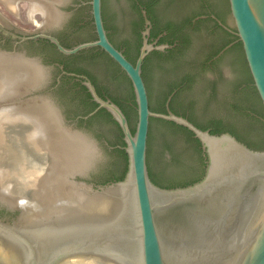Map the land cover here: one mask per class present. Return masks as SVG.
<instances>
[{"label":"water","instance_id":"1","mask_svg":"<svg viewBox=\"0 0 264 264\" xmlns=\"http://www.w3.org/2000/svg\"><path fill=\"white\" fill-rule=\"evenodd\" d=\"M0 1L11 10L10 15L21 17L20 5L13 9L18 0ZM25 1L26 21L39 24L38 30L25 33L38 32L22 37L9 33L17 40L12 50L0 34V264H65L79 257L108 264H264V150L250 149L229 133L210 134L174 114L169 109L174 93L165 102L166 113L149 109L142 64L150 53L174 46L148 43L151 23L146 12L141 9L144 30L132 64L106 35L101 0L89 1L94 31L87 6L67 16L61 10L81 0ZM227 1L229 14L224 18L233 30L217 23L240 42L264 110V0ZM113 10H122L134 20L138 16L130 0H104L107 18ZM0 18L13 26L3 15ZM204 31L210 34L209 29ZM46 32L67 44L90 39L94 32L96 39L66 48ZM123 38L115 37L116 43L121 44ZM39 39L64 56L98 48L130 81L136 109L134 133L121 109L101 98L86 76L61 73L80 82L97 105L82 120L104 109L118 124L127 155L122 180L98 185L116 159L105 149L107 140H115L114 124L105 117L89 127L71 121L85 108V96L73 82L54 85L59 83L56 64L60 59L53 49L39 43L17 50ZM96 57L69 64L93 74V66L105 70L101 91L130 106L127 80L119 78V70L101 54ZM235 68L229 59L220 64L228 80L235 79ZM204 74L210 80L218 77L210 67ZM233 90L234 86L226 90V113L241 119L239 111L230 109ZM226 113L217 115L225 117ZM152 118L184 127L199 141L205 157L199 181L170 189L151 181L146 156ZM151 128L153 162L158 152L167 161L170 158L162 146L164 137L188 150L200 165L195 143L186 132L159 121L151 122ZM254 137L256 133L249 138Z\"/></svg>","mask_w":264,"mask_h":264},{"label":"trees","instance_id":"2","mask_svg":"<svg viewBox=\"0 0 264 264\" xmlns=\"http://www.w3.org/2000/svg\"><path fill=\"white\" fill-rule=\"evenodd\" d=\"M139 1L147 10L148 17L152 23L150 37L155 38L165 32V36L159 39L158 44L172 45L176 41L178 42L174 48L165 53L152 52L145 58L142 64V78L148 93L149 109L153 112L166 113L165 102L168 96L178 89L169 102L171 112L186 118L201 130L209 129L210 134L229 133L250 149L263 151L264 110L252 85V79L240 42L233 43L236 38L220 28L210 17L199 19L195 23L192 22L198 16H210L211 14L224 22L223 16L229 13L228 1L208 0L210 12H207V8L202 6L201 0H166L164 3H161L159 0H152L147 4L143 0ZM136 11L138 20L135 22L136 39L134 48L132 49L133 52L131 51L125 55L126 59L132 64L135 63L138 56L141 44L139 31L143 29V20L138 8H136ZM168 18L176 23L174 24ZM205 29H209L210 34H206ZM231 43H233L232 46L215 59L219 52ZM62 44L66 48H70L69 45L63 42ZM93 50H87L72 57H64L56 50H54V53L60 57V63H63L66 72L87 76L96 88L98 95L103 98L99 82L106 77L105 70L93 66L95 67L93 68L95 69V73L93 74L85 68L70 67L66 62L67 59L78 57H82L84 61L98 59L96 57L98 54L93 53ZM102 56L119 70V78L126 79L129 83L133 105L131 104L126 107L117 99L110 98L121 109L127 119L131 132L134 133L136 109L131 83L109 57L105 54ZM227 59L236 67V77L233 81L226 79L220 69V64ZM209 67L213 68L217 73L218 77L216 79L210 80L205 77L204 70ZM61 79L62 81L72 80V78L66 76H62ZM76 84L80 86V84ZM231 86H234V90L232 92L230 109L239 111L241 119H236V115H232L229 112L226 113L228 111L226 107V99L228 97H226V90ZM80 88L85 96V108L78 112L74 118L86 116L97 106L92 101L86 88L83 86H80ZM222 112L227 115L225 117H218L217 114ZM103 117L110 120L117 129L115 140H107V147H105L107 151L115 154L116 159L108 165L107 170L99 180V186L122 180L127 170V155L124 151L125 143L123 135L118 124L108 112L100 109L87 120L79 119L78 122L79 125L84 124L89 127L93 125L95 120ZM133 119L135 124H133ZM153 121H159L186 132L195 143V150L200 165L198 166L194 162V158L188 150L178 148L175 143L168 142L164 137H162V146L168 150L170 158L167 161L164 153L158 152L153 162V135L151 128V122ZM252 133H256L255 140L249 138ZM109 147H112V149L108 150ZM146 163L151 181L159 187L170 189L185 187L199 181L204 174L205 157L203 156L199 141L186 128L172 122L152 118L150 119L148 130ZM153 168L156 172H153Z\"/></svg>","mask_w":264,"mask_h":264},{"label":"flooded vegetation","instance_id":"3","mask_svg":"<svg viewBox=\"0 0 264 264\" xmlns=\"http://www.w3.org/2000/svg\"><path fill=\"white\" fill-rule=\"evenodd\" d=\"M89 1L90 0H81V1H78L75 5H68L67 7H65L64 5V10L63 9H61L64 13H65V15L64 16H67L68 14H69V12H71L72 10H75V9H77V8H79V7H82V6H87L88 8H89V24L90 25H92V27H93V23H92V17H91V14H90V5H89ZM152 0H143V2L145 3V4H147L148 2H151ZM159 1H161V3H164L166 0H159ZM202 1V6L204 7V8H207L206 10H207V12H210V10H209V7H208V0H201ZM130 2H131V4H132V7L134 8V10L136 11V8H138V10H139V13H140V15H141V9H143L145 12H146V16H147V18L149 19V17H148V14H147V10L144 8V6H143V4H141V2L139 1V0H130ZM21 4H26V11H27V7H28V2L27 1H25V0H18V1H16V4H15V6H14V8L13 9H17V7L19 6V5H21ZM64 4V3H63ZM0 7L5 11V12H7L8 14H10V12H11V10L10 9H8L1 1H0ZM160 10V9H159ZM229 10V9H228ZM101 11H102V19H103V23H104V29H105V31H106V35H107V37H108V39H109V41L111 42V44L116 48V49H118L119 51H121L122 52V54L125 56L126 55V53H129V52H131V50L134 48V43H135V39H136V28H135V22L138 20V16H137V19H131L130 18V15H128L127 13H125L124 11H120V13L118 12L117 13V11L116 10H113V12H112V15H110L109 16V18H107L106 17V15H105V13H104V0H101ZM160 12H161V10H160ZM136 13H137V11H136ZM34 14H36V13H34ZM34 14L32 15V17L34 16ZM121 14V16L119 17V15ZM157 14H159V13H157ZM229 14V13H228ZM40 15V14H39ZM138 15V14H137ZM227 15V14H226ZM64 16H62V18L64 17ZM40 17H41V15H40ZM141 17H142V15H141ZM200 17H203V18H200ZM208 17H210V19H212L217 25H218V23H217V21H219L221 24H223L225 27H227V28H229V29H231V30H233V28L230 26V25H228L227 23H226V21H225V15L223 16V18H224V22H222L220 19H218V18H216L213 14H211L210 16H198V17H196V18H194L193 20H192V22L193 23H195L197 20H199V19H207ZM212 17H215V19L214 18H212ZM170 18H168V20H169ZM142 20H143V17H142ZM171 21H172V19H170ZM41 21H42V17H41ZM149 21H150V19H149ZM174 24L176 23V22H174V21H172ZM110 23L112 24V26L110 25ZM150 23H151V21H150ZM220 28H222L220 25H218ZM151 29H152V23H151V28H150V31H149V36H148V43H150V44H153V43H155L156 42V44H158V41H159V39L162 37V36H165V32H163V33H161V34H159L157 37H155V38H151L150 37V32H151ZM223 29V28H222ZM144 30V23H143V29H140V31H139V35H140V42H141V32ZM224 30V29H223ZM93 31H94V27H93ZM226 31V30H225ZM38 31H36L35 33H37ZM227 32V31H226ZM9 33H12V34H15V35H17V36H29V35H34L35 33H32V34H29V33H25V32H22V31H20L19 29H17L16 27H14V26H11L9 23H7V22H5L4 20H1V18H0V34L2 35V37H3V39H5V41L6 42H8L9 43V47H8V50H12L13 49V44H14V42L15 41H17L16 39H14L12 36H10L9 35ZM46 33H48V34H50V35H52V36H55L59 41H60V44L63 46V44H62V42L63 43H65V44H67L66 42H64L61 38H59L58 36H56L54 33H50V32H46ZM229 33V32H228ZM120 35H122L124 38H123V42L121 43V44H118V43H116V39H115V37H119ZM235 37V36H234ZM236 38V37H235ZM92 39V40H91ZM96 39V35H95V32H94V36L92 37V38H90V39H85V40H82V41H78V42H76V43H74V44H67V45H69L70 46V48H72V47H74V46H76V45H78V44H81V43H85V42H89V40L90 41H93V40H95ZM62 41V42H61ZM235 41H236V39H235ZM234 41V42H235ZM39 43H45V44H47V45H49L52 49H53V51L54 50H56V48L54 47V45H52L51 43H49L48 41H46V40H43V39H39V40H37V41H28V42H25V43H23V44H21L20 46H17V50H20V48L23 46V45H26V44H39ZM177 41H176V43L175 44H172V46H176L177 45ZM158 45H160V44H158ZM54 48H53V47ZM65 47V46H64ZM140 47H141V44H140V46H139V49H140ZM174 47H172V48H174ZM171 48V49H172ZM94 50H93V53H96V54H101V55H104L105 53L103 52V51H101L100 49H98V48H93ZM89 50H91V49H89ZM170 50V49H169ZM57 51V50H56ZM85 51H87V50H85ZM166 51H168V50H166ZM165 51V52H166ZM58 52V51H57ZM82 52H84V51H82ZM165 52H161V53H165ZM59 53V52H58ZM81 53V52H80ZM80 53H78V54H80ZM139 53V52H138ZM55 54V53H54ZM60 54V53H59ZM78 54H76V55H78ZM86 54V53H85ZM84 54V55H85ZM151 54V53H150ZM149 54V55H150ZM56 55V54H55ZM62 55V54H61ZM84 55H83V57H84ZM106 55V54H105ZM62 56H64V55H62ZM73 56H75V55H73ZM107 56V55H106ZM64 57H72V56H64ZM108 57V56H107ZM126 57V56H125ZM218 58V57H217ZM59 59H60V57H59ZM216 59V58H215ZM61 60V59H60ZM60 60H59V62H58V64H56L57 65V68H59L58 69V77L57 78H59V83H57L56 81H55V86H58V85H60V84H62V83H69V82H73V83H78V84H80V82H78V81H76L74 78H72V77H68V76H66V77H68V78H72V80H63L62 81V76H65V75H62L61 73H62V70L63 71H65L64 70V65H63V63H60ZM72 60H78V61H80L81 63H84L85 61L84 60H82V57L81 58H75V59H67V64H68V66H70V67H72L69 63L72 61ZM112 61V60H111ZM113 62V61H112ZM60 66H62V69H60ZM73 68H75V67H73ZM80 68H84V67H80ZM121 70V69H120ZM66 72V71H65ZM67 73H72V72H67ZM74 74H76V73H74ZM77 75H82V74H77ZM83 76H85V75H83ZM87 77V76H86ZM88 78V77H87ZM89 79V78H88ZM57 80V79H56ZM92 83V82H91ZM77 85V84H76ZM80 86H82L81 84H80ZM96 89V88H95ZM177 90L178 89H176V90H174L171 94H175L176 92H177ZM101 94H102V97H103V99H108V100H110L111 101V98L108 96V95H106L105 93H103L102 91H101ZM170 94V95H171ZM173 94V95H174ZM173 97V96H172ZM172 99V98H171ZM75 117V116H74ZM72 118L71 119V121H75V122H77V123H79L78 122V120L79 119H81L80 117H76V118ZM208 131H209V129H207ZM105 147H107V145L105 146ZM108 149H112V147H109Z\"/></svg>","mask_w":264,"mask_h":264},{"label":"rangeland","instance_id":"4","mask_svg":"<svg viewBox=\"0 0 264 264\" xmlns=\"http://www.w3.org/2000/svg\"><path fill=\"white\" fill-rule=\"evenodd\" d=\"M21 17H15L5 12L0 7V14L3 15L14 27L22 32H32L38 30V24L26 21V4L20 5Z\"/></svg>","mask_w":264,"mask_h":264},{"label":"bare ground","instance_id":"5","mask_svg":"<svg viewBox=\"0 0 264 264\" xmlns=\"http://www.w3.org/2000/svg\"><path fill=\"white\" fill-rule=\"evenodd\" d=\"M39 25V24H38ZM65 264H108L103 261L90 258V257H79V258H73L65 260Z\"/></svg>","mask_w":264,"mask_h":264}]
</instances>
